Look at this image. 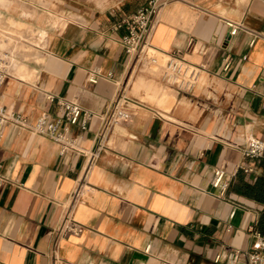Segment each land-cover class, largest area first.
<instances>
[{"label":"crops","instance_id":"crops-1","mask_svg":"<svg viewBox=\"0 0 264 264\" xmlns=\"http://www.w3.org/2000/svg\"><path fill=\"white\" fill-rule=\"evenodd\" d=\"M146 2L0 0L3 14L29 22L42 41L40 60L8 69L0 103L30 121L61 116L57 97L94 113L86 129L72 127L82 153L61 154L48 137L4 127L0 264H237L234 250L252 248L255 231L264 232V200L239 188L264 181V157L242 153L264 138V0L161 7L148 41L201 67L187 92L122 45L116 22ZM227 20L241 25L235 34ZM120 95L129 117L113 122ZM218 166L230 182L224 195L211 183ZM81 181L71 214L85 228L63 235Z\"/></svg>","mask_w":264,"mask_h":264},{"label":"built area","instance_id":"built-area-1","mask_svg":"<svg viewBox=\"0 0 264 264\" xmlns=\"http://www.w3.org/2000/svg\"><path fill=\"white\" fill-rule=\"evenodd\" d=\"M169 0H147V2L135 11L123 15L115 24L116 28H123L124 32L121 36L122 45L127 54L139 62L142 66H148L151 70L158 72L162 81L171 85L178 91H191L197 82L201 67L190 62L179 50L158 53L148 41L152 32L156 17L161 7ZM229 26L230 34H235L241 25L231 20L226 21ZM254 42V38L251 43ZM230 66L228 58L225 59L224 69ZM8 74L7 60L0 55V88ZM107 76H112V72H108ZM98 74L89 76L92 82L98 81ZM54 99V95H49ZM123 95L117 100V107L113 122L118 119H126L129 112L124 108ZM57 102L63 108V114L57 117H51L47 113H42L34 121H30L23 113L14 111L0 103V140L3 135L4 127L8 123H14L20 128H26L32 133L40 134L55 141L59 145V151L64 154L68 151L76 153L84 152V149L78 142V137L73 133L72 127L77 126L84 130L87 128V122L94 113L88 109H84L78 102L66 98L57 97ZM242 153L246 158L264 157V138L251 139L242 149ZM244 170L249 171L252 168L243 166ZM5 177L0 172V181ZM211 183L218 188L221 195H224L230 185L227 173L224 167L218 166L213 170ZM83 182L81 181L76 189L72 192L66 216L61 226L63 235L68 233L81 232L85 226L74 219L72 210L76 204L82 201ZM150 245H147L148 251ZM223 253H218L215 260L218 261L223 257ZM234 262L237 264H264V232L255 231V240L252 248L240 249L236 248L233 252ZM238 258H242L239 261Z\"/></svg>","mask_w":264,"mask_h":264},{"label":"rangeland","instance_id":"rangeland-1","mask_svg":"<svg viewBox=\"0 0 264 264\" xmlns=\"http://www.w3.org/2000/svg\"><path fill=\"white\" fill-rule=\"evenodd\" d=\"M37 31L29 22L6 16L0 11V55L7 60L8 69L40 60L35 56L37 45H42Z\"/></svg>","mask_w":264,"mask_h":264},{"label":"trees","instance_id":"trees-1","mask_svg":"<svg viewBox=\"0 0 264 264\" xmlns=\"http://www.w3.org/2000/svg\"><path fill=\"white\" fill-rule=\"evenodd\" d=\"M239 188L246 192L248 195L264 200V181L260 179L255 183L241 180V182L239 183Z\"/></svg>","mask_w":264,"mask_h":264}]
</instances>
